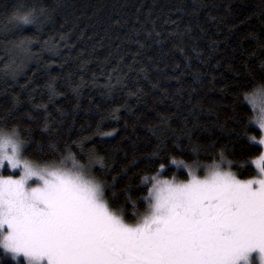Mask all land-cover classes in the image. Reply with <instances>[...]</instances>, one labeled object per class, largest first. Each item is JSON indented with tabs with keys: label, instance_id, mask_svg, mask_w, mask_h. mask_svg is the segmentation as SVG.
Returning a JSON list of instances; mask_svg holds the SVG:
<instances>
[{
	"label": "trees",
	"instance_id": "obj_1",
	"mask_svg": "<svg viewBox=\"0 0 264 264\" xmlns=\"http://www.w3.org/2000/svg\"><path fill=\"white\" fill-rule=\"evenodd\" d=\"M34 4L55 9L41 30L10 29L17 7ZM21 40L36 59L23 63ZM261 85L264 0H0V128L17 129L36 163L70 149L86 164L94 150L106 168L92 174L129 223L159 162L161 178L186 179L171 159L210 165L223 151L239 178L257 175L245 163L255 112L244 95ZM0 264L17 261L0 249Z\"/></svg>",
	"mask_w": 264,
	"mask_h": 264
},
{
	"label": "snow or ice",
	"instance_id": "obj_2",
	"mask_svg": "<svg viewBox=\"0 0 264 264\" xmlns=\"http://www.w3.org/2000/svg\"><path fill=\"white\" fill-rule=\"evenodd\" d=\"M54 11L20 5L9 28L40 31L42 18ZM16 47L23 63L37 58L30 40ZM49 89L54 95V82ZM244 100L255 112L244 136L249 157L255 156L245 163L255 166L256 177L239 179L223 151L210 165L171 159L187 168L185 181L161 179L166 162H159L155 175L142 177L150 185L142 198L147 206L133 212L131 223L122 208L113 210L105 193L110 186L93 176L94 165L106 168L94 150L86 153V164L70 149L59 163H36L25 158L17 129L0 128V249L17 264H264V85ZM250 125L259 138L248 135ZM79 147L83 152V143ZM8 169L19 170V178L4 175Z\"/></svg>",
	"mask_w": 264,
	"mask_h": 264
},
{
	"label": "rangeland",
	"instance_id": "obj_3",
	"mask_svg": "<svg viewBox=\"0 0 264 264\" xmlns=\"http://www.w3.org/2000/svg\"><path fill=\"white\" fill-rule=\"evenodd\" d=\"M253 108V107H252ZM264 150V149H263ZM219 163V162H218ZM186 165H188V164H186ZM189 166H193V167H195V165H189ZM180 168H182L183 170H185L186 172L188 171L187 170V168H185V167H183V166H180ZM223 168L225 169V170H228V166H227V164H225V165H223ZM10 170V172L11 173H3L4 175H13L15 178H19L17 175H16V173L17 172H19V170H11V169H9ZM201 171L202 170H198L197 171V174L198 175H200L201 174ZM231 171H233L232 169H231ZM234 172V171H233ZM235 173V172H234ZM236 174V173H235ZM238 177V176H237ZM256 177V175L254 176V177H251V178H246V179H252V178H255ZM188 178H190V177H188V175H187V178L186 179H188ZM239 178V177H238ZM161 179H168V180H171V179H173V178H161ZM175 179L177 180V181H185L186 179H180V178H176L175 177ZM239 179H243V178H239ZM2 251H3V249H1ZM6 256H9V257H11L10 255H6ZM12 258V257H11ZM13 259V258H12Z\"/></svg>",
	"mask_w": 264,
	"mask_h": 264
}]
</instances>
